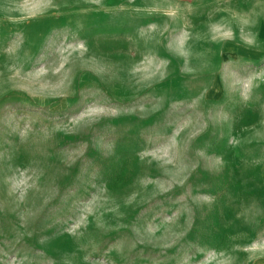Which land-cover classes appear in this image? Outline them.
<instances>
[{"label":"rangeland","instance_id":"1","mask_svg":"<svg viewBox=\"0 0 264 264\" xmlns=\"http://www.w3.org/2000/svg\"><path fill=\"white\" fill-rule=\"evenodd\" d=\"M264 257V0H0V264Z\"/></svg>","mask_w":264,"mask_h":264},{"label":"crops","instance_id":"2","mask_svg":"<svg viewBox=\"0 0 264 264\" xmlns=\"http://www.w3.org/2000/svg\"><path fill=\"white\" fill-rule=\"evenodd\" d=\"M250 264H264V257H260L258 259H255Z\"/></svg>","mask_w":264,"mask_h":264}]
</instances>
